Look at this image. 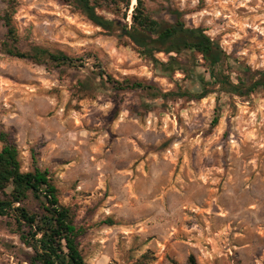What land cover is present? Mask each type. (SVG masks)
<instances>
[{
	"label": "rangeland",
	"instance_id": "374dc122",
	"mask_svg": "<svg viewBox=\"0 0 264 264\" xmlns=\"http://www.w3.org/2000/svg\"><path fill=\"white\" fill-rule=\"evenodd\" d=\"M146 1L156 19L172 23L178 10L237 64L264 71V0ZM18 3L23 49L92 52L118 80L175 87L68 6ZM4 33L0 21V132L17 145L22 171L34 158L51 172L86 231L87 264H133L148 251V264H264V92L150 104L140 91L107 90L79 100V73L6 56ZM30 254L0 217V264H28Z\"/></svg>",
	"mask_w": 264,
	"mask_h": 264
},
{
	"label": "trees",
	"instance_id": "16d2710c",
	"mask_svg": "<svg viewBox=\"0 0 264 264\" xmlns=\"http://www.w3.org/2000/svg\"><path fill=\"white\" fill-rule=\"evenodd\" d=\"M81 14L122 46H132L161 78L175 87L160 90L155 84L132 79L118 80L103 67L92 52L70 55L60 49L41 45L21 47L14 23L18 0H5L0 21L5 29L1 51L9 57L28 60L66 75L79 73L74 94L79 100L95 98L102 91L117 93L140 91L150 104L185 98L199 101L215 92L249 98L264 92V71L237 64L220 43L202 28L186 26L178 10L170 11L173 22L156 19L146 0H53ZM163 55L164 58L158 57ZM237 72V73H236ZM177 75L181 78L175 79ZM188 82L196 89L185 86ZM218 116L213 119V125ZM0 217L7 231L31 250L28 264H87L80 248L85 229L76 221V211L62 204L60 191L48 169H42L33 158V168L22 171L17 145L0 132ZM154 260L145 252L133 264ZM190 264H196L193 256Z\"/></svg>",
	"mask_w": 264,
	"mask_h": 264
},
{
	"label": "bare ground",
	"instance_id": "6f19581e",
	"mask_svg": "<svg viewBox=\"0 0 264 264\" xmlns=\"http://www.w3.org/2000/svg\"><path fill=\"white\" fill-rule=\"evenodd\" d=\"M136 3V0H133V5Z\"/></svg>",
	"mask_w": 264,
	"mask_h": 264
}]
</instances>
